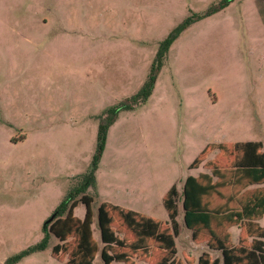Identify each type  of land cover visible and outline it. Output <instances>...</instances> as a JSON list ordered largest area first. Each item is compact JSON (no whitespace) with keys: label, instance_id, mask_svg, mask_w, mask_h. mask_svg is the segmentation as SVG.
<instances>
[{"label":"rangeland","instance_id":"rangeland-1","mask_svg":"<svg viewBox=\"0 0 264 264\" xmlns=\"http://www.w3.org/2000/svg\"><path fill=\"white\" fill-rule=\"evenodd\" d=\"M222 1L0 0V264L44 239L90 168L99 116L146 84L160 44L186 20L151 95L108 130L87 191L93 239L101 202L166 222L164 195L176 186L180 200L184 180L205 172L189 166L206 145L256 141L264 152V24L256 0L204 16ZM84 214L79 203L73 215ZM186 234L181 225L177 257L197 259ZM229 235L237 244L239 230ZM57 243L50 235L16 264H65L51 256Z\"/></svg>","mask_w":264,"mask_h":264},{"label":"trees","instance_id":"trees-1","mask_svg":"<svg viewBox=\"0 0 264 264\" xmlns=\"http://www.w3.org/2000/svg\"><path fill=\"white\" fill-rule=\"evenodd\" d=\"M230 1L223 0L212 6L204 16L218 12ZM188 23L186 20L160 44L146 84L135 95L99 116L97 148L90 168L73 179L71 189L51 221L49 219L44 225V239L8 258L4 264H16L25 256L44 250L50 235L58 241L51 249V256L65 264H94L98 254L103 264H194L191 259L177 257L176 238L181 225L190 231L194 244H203L208 251L220 253L221 260L204 252L196 264H264V228L258 224L264 215V152L260 142L206 145L189 166V169H197L203 165L205 172L184 180L180 200L176 186L164 195L166 222L101 202L97 208L100 244L92 236L93 198L87 191L96 185L95 174L108 130L120 111L146 102L170 46ZM212 153H217L216 157L208 160ZM179 202L181 207H178ZM79 203L85 208L82 220L73 215ZM232 227L240 229L236 245L230 241Z\"/></svg>","mask_w":264,"mask_h":264},{"label":"crops","instance_id":"crops-1","mask_svg":"<svg viewBox=\"0 0 264 264\" xmlns=\"http://www.w3.org/2000/svg\"><path fill=\"white\" fill-rule=\"evenodd\" d=\"M257 1V7H258V13H259V15H260V18H261V20H262V22H263V24H264V0H256ZM259 96H262V92H260L259 93ZM257 97H258V95H255V102L257 101ZM249 142H256V141H249ZM235 143V142H234ZM198 175V174H197ZM196 175V176H197ZM195 177V176H194ZM182 194V190H181V193L179 194V195H181ZM133 211V210H132ZM181 213V212H180ZM182 215V214H181ZM264 217V215L261 217V219H259L258 220V224H259V226L260 227H262L261 225H260V222L262 221V218ZM232 228H237L238 230H239V234H240V229L238 228V227H232ZM232 228H230V230L232 229ZM262 228H264V227H262ZM229 230V231H230ZM181 232V231H180ZM186 237L185 238H188V240H187V244H186V247L188 248V249H196V250H200V254L198 255V257L202 254V253H204V252H206V253H209L212 257L214 256V254H218L219 256H217V257H213V258H217V259H219V260H221V256H220V253L219 252H210V251H208L207 249H206V247L202 244V245H196V244H194L192 241H191V239H190V237H191V233H190V231H188V230H186ZM178 237H180V234L178 235ZM177 237V238H178ZM238 237H239V235H238ZM176 238V239H177ZM237 242H238V239H237ZM236 245V244H235ZM198 257H197V259H198ZM184 258H193V261H194V263L196 262V260L197 259H195L194 257H187L186 255H185V253H183V259ZM196 264V263H195Z\"/></svg>","mask_w":264,"mask_h":264},{"label":"water","instance_id":"water-1","mask_svg":"<svg viewBox=\"0 0 264 264\" xmlns=\"http://www.w3.org/2000/svg\"><path fill=\"white\" fill-rule=\"evenodd\" d=\"M51 219H52V218H50V220H49V221H51Z\"/></svg>","mask_w":264,"mask_h":264}]
</instances>
